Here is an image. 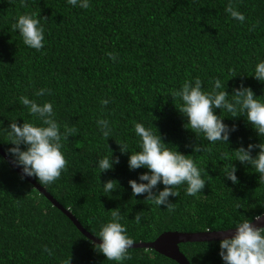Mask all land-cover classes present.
Segmentation results:
<instances>
[{
	"label": "trees",
	"instance_id": "16d2710c",
	"mask_svg": "<svg viewBox=\"0 0 264 264\" xmlns=\"http://www.w3.org/2000/svg\"><path fill=\"white\" fill-rule=\"evenodd\" d=\"M228 4L229 0H90V7L81 9L66 0H0V127L15 120L18 125L39 123L20 102L21 96H28L52 102L61 132L65 127L76 129L63 142L67 163L61 176L41 186L92 235L117 207L134 243L153 241L165 231L226 230L241 219L239 214L252 221L264 212V185H258L253 169L232 161L239 183L233 185L222 176L235 148L260 142L250 125L243 117L221 112L224 123L235 124L236 131L228 145L210 144L202 134L195 137L183 127L186 119L175 108L180 102L169 95L195 77L201 79L204 91H210L214 79L235 76L226 82L228 92L243 84L264 102V83L250 76L255 64L264 60V0H231L245 16L243 22L230 17L225 11ZM31 13L40 14L45 29L40 51L25 46L12 29L19 15ZM110 52L115 61L107 55ZM40 88H49L52 94L34 97ZM109 98V104L101 105ZM98 118L109 120L111 137L100 135ZM136 122L153 124L163 142L183 154H191L186 145L194 143L208 148L191 154L203 169L204 189L188 196L185 185L177 186L179 195L169 197L174 203L171 212L144 200V195L131 197L127 181L146 169L129 171L128 154H121L115 142L139 150L133 131ZM260 139L264 142V137ZM0 147L5 152L12 147L3 132ZM109 149L119 163L98 174L96 162L110 155ZM20 177L8 161L0 160V264H67L68 260L69 264H178L151 248H129L130 258L120 262L105 259L61 210ZM109 179L121 186L110 195L100 184ZM139 212L142 219L137 224L133 218ZM218 242H182L179 249L190 264H223Z\"/></svg>",
	"mask_w": 264,
	"mask_h": 264
},
{
	"label": "clouds",
	"instance_id": "9594fccd",
	"mask_svg": "<svg viewBox=\"0 0 264 264\" xmlns=\"http://www.w3.org/2000/svg\"><path fill=\"white\" fill-rule=\"evenodd\" d=\"M66 3L73 8L90 7V0H66ZM225 11L236 21L245 20V16L232 6L231 0ZM41 18L39 13L21 14L12 24L13 31L18 32L22 43L36 51L42 50L45 45V29L41 24ZM107 55L113 61L117 59L111 52ZM250 76L264 83V60L255 64ZM229 79L224 81L214 79L211 90L204 91L201 79L195 77L191 81L185 80L179 89L171 90L169 95L171 98H178L180 102L175 108L186 119L183 127L194 133L195 137L202 134L204 140L210 144L220 142L228 145L231 133L236 131L235 124L229 126L224 123L226 117L221 115V112L231 114L232 118L243 117L260 142L235 148L234 159L225 165L222 176L233 185L238 184L237 168L232 163V161H238L241 165H248L253 169V172L258 174V185H264V142L260 139L264 137V102L250 87L243 84L233 87L232 91L228 92L226 82ZM51 94V89L40 88L33 93V96L43 97ZM19 99L29 114L39 123L23 121L18 125L15 120L9 122L7 128L0 127V132L6 135L8 143L12 145L4 152L11 156L12 163L20 168L21 179L35 177L40 185L51 184L61 176L62 170L66 167L67 161L62 152L63 142L76 129L65 127L61 132L60 125L55 119L52 102L41 103L28 96H21ZM109 102L110 98L100 101L101 105H107ZM217 109H219L218 114H216ZM96 126L103 138L112 136L109 120L98 118ZM133 131L139 138V150L130 151L126 142H115L121 154H128L129 171L146 169L138 174L136 179L127 181L132 198L144 195V200L151 201L158 208L162 205L171 212L174 210V203L170 202L169 197L179 195L177 186L185 185L184 191L188 196L201 193L206 180L202 178L203 169L197 166L191 154L208 151V148H202L198 143L186 145L191 148V154L186 155L178 151L176 146L169 147L165 144L153 124L151 127H146L143 123L136 122ZM109 150L110 155H105L96 162L98 174L113 170L114 165L119 163V157H114L111 149ZM254 151L255 155H253ZM100 184L108 195L121 188L119 182L114 179L100 182ZM158 184L164 186L162 190L157 188ZM237 209L240 207H236V212ZM239 215L241 219L234 221V225L229 227L235 229L232 236H225L219 240L218 255L223 264H264V226L256 227L249 218ZM110 216L111 219L102 224L95 234L99 243L92 242V246L107 260L117 262L127 260L130 258L128 249L134 244V240L127 234L126 226L121 223L125 216L121 214L119 207L112 209ZM262 217L264 212L258 213L252 219L259 221ZM133 219L139 224L142 219L141 212L137 213ZM211 231L207 229L204 232ZM44 251L48 252L49 249L45 247Z\"/></svg>",
	"mask_w": 264,
	"mask_h": 264
},
{
	"label": "water",
	"instance_id": "95a60500",
	"mask_svg": "<svg viewBox=\"0 0 264 264\" xmlns=\"http://www.w3.org/2000/svg\"><path fill=\"white\" fill-rule=\"evenodd\" d=\"M0 155L9 162V164L21 175L20 168L12 163V159L0 147ZM36 190L43 194L53 206L57 207L64 213L76 226V228L89 240L99 243L98 237L88 232L78 221V219L68 210L64 208L53 196L46 191L33 177H25ZM256 227L264 226V217L261 220L251 221ZM235 232L234 228L226 230H213L211 232L196 231V232H180V231H165L158 235L153 241L136 242L131 248H151L156 252L176 261L178 264H190L188 258L179 249V244L182 242H200V241H219L225 236L231 237Z\"/></svg>",
	"mask_w": 264,
	"mask_h": 264
}]
</instances>
